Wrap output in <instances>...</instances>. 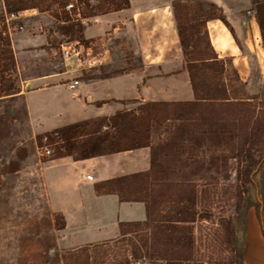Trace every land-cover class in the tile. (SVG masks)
I'll use <instances>...</instances> for the list:
<instances>
[{"label":"rangeland","instance_id":"1","mask_svg":"<svg viewBox=\"0 0 264 264\" xmlns=\"http://www.w3.org/2000/svg\"><path fill=\"white\" fill-rule=\"evenodd\" d=\"M70 2L80 4V13L85 11L87 0H0V72L12 68L10 40L26 33L27 28H32L30 18H11V14L19 13L16 11L21 8H37L43 13L39 18L42 31L29 30L32 34L40 33L46 41L43 45L45 52L40 53L38 58L28 53L22 54L29 69L28 74H34L39 69H61L60 45L73 40V30H78L73 28V25L82 22L81 17L65 16L62 8ZM174 3H179L176 9L179 24H191L195 26L194 30L200 32L198 50H195L191 57H199L205 49L207 38L200 25L205 19L208 20L207 23L211 21L220 24L221 28L225 27V32L229 33H226L228 41H233L241 53L237 60L223 54L222 58L217 57L223 64L222 74L206 73L205 84H209L211 89L215 86L218 89L224 88L230 100L213 105L221 107H217L216 113L211 119H207L206 126H201V123L196 121L170 120L155 127L154 139L156 143L157 140L161 141L160 145L170 142L176 130L183 138L188 136L190 131L194 142H200L199 160L203 164L185 166L187 142L184 145L176 144V150H180L178 154L169 151V147H164L167 154L164 152L159 158L160 168L164 170L161 177L168 181V184L193 180L196 185V206L191 210L196 217L195 222L189 225L192 228V261L188 264H238L235 250L242 246L243 227L249 209L255 212V209L248 208V205L258 202L259 190L264 186V162L254 173V185L247 186V191L242 195V203L236 207L238 193L242 187L241 173L246 167L248 146L243 144L242 138L239 139L238 124L223 116V108L239 106L237 104L242 103L237 102L248 101L246 104L254 106L255 115L264 117V53L259 28L256 26L255 33L251 26V15H255L256 7L252 0H173L172 9ZM88 5L96 7L98 1L90 0ZM247 11H250L251 15ZM207 23L206 32L211 45L210 38L213 34L209 36V32L213 29L208 31ZM255 24L257 25L256 18ZM75 37L79 35H74ZM245 42L250 44L251 49H247ZM211 47L213 49L212 45ZM215 54L217 56V53ZM242 57H245V63L239 61ZM1 79H4L2 87L12 85L16 88L17 79L12 73L0 76V82ZM203 89L205 87L200 83L199 90L203 92ZM59 98L66 103L70 97L62 88ZM216 118L220 121L214 125L212 119ZM57 123L59 121L46 122L40 129H51ZM214 131L218 134L213 133ZM36 137L27 123L22 100L1 99L0 264H66L64 257H71L69 253H72L73 257V250L78 249L69 247V241L64 238L61 230H58L59 223L46 202L41 168L52 155L46 157L43 154L45 139L42 138L39 143ZM48 149L53 151L52 147L48 146ZM251 153L254 159L260 156L257 149H253ZM176 198V190H171L168 198H165L166 202L161 205L162 215L157 216V219H165L174 214L176 205L171 202ZM227 217H231L235 225V239L231 245L226 242L225 231L220 224V220ZM154 224L152 221L148 227H142V231L137 235L79 248L87 247L86 253L90 257L88 264H165L149 259L140 241L144 234L152 233ZM181 234L183 232H174L176 237ZM173 243L174 241L164 243L163 250L172 251ZM148 246L149 250H152L150 243ZM81 254L83 252L79 255ZM139 254L144 257L137 259L136 255ZM169 254L172 255L173 251ZM81 262L82 258L78 264Z\"/></svg>","mask_w":264,"mask_h":264},{"label":"crops","instance_id":"2","mask_svg":"<svg viewBox=\"0 0 264 264\" xmlns=\"http://www.w3.org/2000/svg\"><path fill=\"white\" fill-rule=\"evenodd\" d=\"M172 1L128 0L124 9L82 18L81 41L101 64L84 68L74 59L60 58L61 69H39L34 74H28L22 54L38 58L45 52L43 36L31 33L42 31L39 18L43 13L37 8L19 12L20 18H30L32 28L10 40L12 68L1 75L12 73L16 77L17 93L0 100L20 98L36 136L80 124L99 125L96 135H103L110 117L141 104L193 102ZM251 26L257 33L255 15H251ZM211 28L210 41L217 57L223 54L237 60L241 51L228 41L225 27L210 21L207 30ZM245 46L251 49L248 42ZM244 58L239 61L245 63ZM73 80L78 84L70 91L67 85ZM62 88L70 97L66 103L59 100ZM58 121L51 129H40L46 122ZM155 127L152 125L147 147L85 159H76L75 153L44 163L41 177L45 199L54 217L62 218L61 233L70 248L116 240L120 238L119 224L146 220L144 203L121 201L116 190L120 178L151 174L153 163L166 152L165 142H155ZM241 264H264V238L251 209L243 227Z\"/></svg>","mask_w":264,"mask_h":264},{"label":"trees","instance_id":"3","mask_svg":"<svg viewBox=\"0 0 264 264\" xmlns=\"http://www.w3.org/2000/svg\"><path fill=\"white\" fill-rule=\"evenodd\" d=\"M89 1L90 0H87L85 11L80 13L81 18L100 13L118 11L126 8L129 4L128 0H97L98 5L96 7H90V5H88ZM252 1L256 7L254 14L259 27L264 53V0ZM65 6L66 4L63 6L62 11L66 14L65 16H69V14L64 11ZM178 6L179 3L173 4V14L175 22L177 23V34L193 90L194 101L190 103L141 104L132 111L117 113L110 117L103 135H96L100 128L99 125L97 126L96 124L92 126H88L87 124L72 125L42 134L41 136L39 135L36 137L39 143H41L42 138L45 137L48 141V145L53 148V151H56L48 161L73 156L75 153L76 159H85L95 155L112 154L147 147L150 144L152 125L162 126V123L174 120L180 122L196 121L201 123V126H206L207 119H211L210 117L216 113L217 107H221L213 105L220 102H230L224 88L218 89L215 86L211 89L208 86L209 84H205L204 82L207 72H214L216 75H219L223 73L224 69L222 62L217 58L207 37L206 23L208 20L205 19L200 22L204 30L205 38H207L205 49L199 57H191V54L194 53L195 50H198V36L200 32L199 30H194L195 26L191 24H179V16L176 10ZM23 10L25 9L21 8L16 12ZM73 28H78V30H73V40L82 42V25L76 24L73 25ZM74 35H79V37L74 38ZM11 60L12 57L10 58V61ZM2 72H0V76H2ZM2 81H4V79H1L0 82V97L17 93V89L12 85L7 88L2 87ZM200 83L205 87L203 92L199 90ZM237 103L242 104L223 108V116L238 124L239 139L241 140L242 138L244 141L243 144L248 146L246 152V167L241 173L243 178L240 179L242 183L241 190L243 192L241 190L239 191L235 204L236 207H239L244 199L242 195L247 191V186L254 185L253 178L257 167H261L264 162V117L256 116L254 106H247L249 105L246 104L249 103L248 101ZM219 121V118L212 119L214 125L219 124ZM177 132L176 130L170 142L165 144V147H169L168 150L172 151V153L178 154L180 150H176V144L184 145L185 142H187L188 145L185 149V166L191 167L192 164L203 166L199 160L200 142H194V137H192L190 131L189 135L184 138ZM213 133H215V131ZM215 134H218V132ZM78 138H81L82 141ZM253 149H257L260 152V156L257 159H254L251 153ZM165 154L167 153L165 152ZM153 165L155 166L151 174H136L117 180V182L120 183L116 190L119 199L125 202H143L146 209L145 222L119 224L120 238L124 239L131 235H137L142 231V227H148L153 221L155 224L152 233L150 235H147V233L144 234L143 239L140 240L142 247L145 249L146 256H148L149 259L159 260L165 264H188L192 261L191 249L193 240L191 237L192 228L189 225L195 222L196 217L195 213L191 212L196 206V185L193 180L168 184V181L161 177V173L164 170L162 171L160 168L159 160H156ZM171 190H176L177 198L173 199L171 202L176 205V211L172 216L165 217V219H157V216L161 217L162 215L160 209L161 205L166 202L165 198H168ZM259 192L260 196H258V202L249 204L248 208L255 209V214L264 238V186ZM54 218L59 223L58 230H62L64 228L62 218L59 216H55ZM220 224L225 231L226 242L231 245L235 239V225L232 218H222ZM174 232H183V234L176 237ZM172 241H174V243L172 245L170 244L173 251L171 255L169 253H172V251H168V249L163 250L162 246L164 243H171ZM148 242L151 244L152 250H149L150 246H148ZM138 248H140V245ZM149 251H151V254L148 253ZM235 251L238 264H241L242 246ZM79 252H83V254L79 255ZM86 252L87 247L75 249L73 250V257L72 253H69L71 257H64L63 260L66 264H71L73 259V264H78L79 260L82 258L80 264H88L90 257ZM141 257H144V255H136L137 259Z\"/></svg>","mask_w":264,"mask_h":264},{"label":"built area","instance_id":"4","mask_svg":"<svg viewBox=\"0 0 264 264\" xmlns=\"http://www.w3.org/2000/svg\"><path fill=\"white\" fill-rule=\"evenodd\" d=\"M78 5L80 4L78 3L74 4L70 2L64 7V11L67 12L70 17L74 16L79 18L81 9ZM11 18L14 20L19 19L20 13L11 14ZM60 52H61V57L64 61L74 59L75 61L78 62V64L84 65V68H91L101 64V60L93 56L92 52L89 51V48L85 45V43L80 41L72 40L64 44H61ZM77 84L78 81L73 80L71 83L67 85V88L70 91H72L73 88L77 86ZM44 139H45L46 147H44L43 149V154L46 157H49L50 155H52V150L48 149V146L50 147V145H48V141L45 137ZM86 179L89 181L92 180L91 176H87Z\"/></svg>","mask_w":264,"mask_h":264}]
</instances>
